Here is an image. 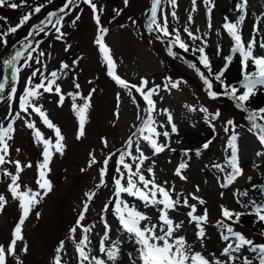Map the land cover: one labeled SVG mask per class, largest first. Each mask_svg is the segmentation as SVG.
<instances>
[{
  "label": "rangeland",
  "instance_id": "1",
  "mask_svg": "<svg viewBox=\"0 0 264 264\" xmlns=\"http://www.w3.org/2000/svg\"><path fill=\"white\" fill-rule=\"evenodd\" d=\"M54 1L62 3V0ZM45 2L46 0H28V5L35 6L37 3ZM94 2L97 3L98 7L104 9L101 14V26L108 29L105 42L111 49V55L116 62L117 74L132 84H139L140 78L144 77L149 80L150 86L161 85L159 95L154 97L158 109L154 115L158 125L162 124L164 127H157V130L170 133L168 139L160 137V140L169 144L175 151L165 150L159 156L151 158L156 161L157 180L161 183L164 180L174 182L176 190L185 194L195 192L196 186H199L200 191L195 194L202 197L206 204L200 206L198 212L202 213L206 207L210 213V223L206 229L210 239L205 255L211 252L219 254L222 244L214 225L217 220L221 219L220 206L224 205L236 211H247L236 202L233 193L236 188H241L246 184L247 176H253L254 184L262 183L264 156H258L257 153H264V147L259 144L256 136L249 131L250 124L245 119L246 114L237 109L232 100L224 96L217 99L208 97L207 90L196 71L188 67L190 62L196 63L201 71L206 72L196 59L199 55L198 52L193 54L191 48L189 52H183L178 47H174L173 51L177 53V57H183V59L173 58L168 55L166 44L156 39L157 34L147 31L148 17L146 13L151 7V0H129L128 7L124 6L123 0H94ZM214 3L215 7L211 14V30L208 28L207 10L203 0H197V11L194 13L191 12V0H177L178 7L175 9L164 0L158 9V21H162L163 15H167L169 30L178 29L181 38L191 47L199 46L200 42L191 41L183 32V28L188 26L194 32L199 29L197 34L206 39L208 45L206 53L210 57L213 70L219 68V65L224 61L223 57L232 55V71L236 73L241 70L240 57L236 54L237 58H235L234 53L231 52L233 41L222 25L225 23V18L232 23L238 22L233 21L232 15L233 12L237 11L238 0H214ZM116 10L120 11L119 16L116 15ZM28 11V7L16 10L0 8V17H7L8 20L7 24L0 20V31L16 25L20 17ZM49 11L53 10L46 6L41 13L33 16L28 24L19 29L17 33L9 35L7 39L11 46L5 48L4 45L0 44V79L8 75L7 71L2 68V61L11 55L15 48H19L18 41L27 35L33 23L37 24ZM172 11L177 13V20L172 18ZM77 13L81 15V19L77 22V26L72 28L69 24ZM243 13L245 19L239 25L243 39L245 41L250 39L254 35L253 29L255 28L257 29L256 40L258 42L264 41V0H248ZM189 14L193 16L194 20L191 25L188 24L187 19ZM133 20L136 22L135 25L132 24ZM64 24L65 27L62 30L67 33L64 41H57L54 30H52L40 45L39 50L46 53V56L41 58L47 66L45 74L58 70L61 62L68 63L70 69L65 70L66 74L58 81L63 92L75 91L73 87L74 76L81 85L80 91L83 95H87L92 88H95L96 91L92 96V106L88 112L87 135L79 141L75 138L77 121L71 110V99L66 97L62 107L57 106L58 97L55 95L44 94L39 101L49 118L61 128L62 134L66 137L64 142L66 149L65 155L56 154L50 165L51 172L48 174V178L52 181L53 191L33 209L25 222L24 242L29 245L30 251L27 254H22L19 253L18 249V254L24 264H51L55 247L61 239H65L69 227L74 224L77 212L82 207V201L85 199L84 193L94 190L98 183V166L88 169L86 172L80 171L81 168L87 166L89 152L95 151L97 158L102 160L103 155L123 145L133 130L132 125L137 123L136 105L132 103L127 91L116 85L106 74V65L102 60L98 46L94 43L97 25L92 18L91 9L81 3L80 7L75 9L71 15L65 16ZM205 33L207 34L206 37L204 36ZM41 36L43 34L38 37ZM38 37L35 39L41 40ZM67 45H71V47L68 51H64ZM218 46L221 50L220 55H217ZM255 51L258 55H264V49L257 47ZM74 60L78 61L75 65H73ZM20 63L22 64L23 61ZM33 67L40 66L34 64ZM31 70L25 69L21 73V79L15 85L18 94L22 92L25 80L30 75ZM165 78L183 82L177 89L166 91L163 88L164 83H166ZM213 83L214 90L221 91V86ZM117 94L120 95L119 107H117ZM134 95L140 107L143 108L145 106L144 101L139 94L134 93ZM259 95L264 98V91L260 92ZM14 107L18 111V101ZM201 107L207 108L209 113H215L217 110L221 113L217 120L212 121L214 129L209 125L206 114L200 111ZM256 107L251 106L252 109H256ZM192 108L196 110L192 111ZM116 112H119L118 118L115 115ZM7 113L8 101L1 97L0 123L5 126L8 122L4 119ZM169 114L172 116V124H175L177 128L176 133L171 132V124L168 123ZM21 115L23 116V114ZM24 119H28V117H24ZM24 119H18L14 123L13 139L9 141L11 145L10 154L11 159H19L24 163L31 162L33 164L32 168L25 169L21 174V181L23 185L36 190L37 170L35 165L38 160L42 159V145H37L34 142L32 131L25 126ZM31 119L46 138L54 139L52 130L45 127L36 114L33 113ZM229 119L233 120L235 124L238 159L245 170V176L239 178L228 188H221L220 183L223 182L224 177L220 174L222 172L212 165H224L229 157L230 149H227V142L232 134L231 126H228L229 131L225 132L226 122ZM209 130L212 132L209 133ZM208 134L210 138H207ZM101 137L107 138L108 148H104L101 144ZM204 140H212L208 149H202V145L206 143ZM17 148L21 150L19 153L16 152ZM144 150L147 155L151 156L149 149L145 148ZM185 150H188L189 153L187 157L183 156ZM198 150L199 155L196 156L195 153ZM185 160L189 165L184 170L188 179L181 181L173 173L175 168ZM111 163L114 169V160ZM150 163L151 161H147L146 166ZM4 167L14 172L12 165L9 164ZM225 171H230V169L226 168ZM111 174L113 173H110L107 178L109 183ZM8 183H10L8 178L0 174V194L7 199L4 210L0 212V244L4 245L10 242L11 231L20 215L18 202L11 198V194L7 190ZM96 191L97 196L91 203V210L84 222L85 224H96L91 237L94 248L97 245L99 235L103 233V225L100 223L97 214L111 195V188H101ZM126 199L130 204L137 205L141 211L151 215L155 221L157 213L154 209H145L138 201L132 198ZM190 203L196 202L190 200ZM36 212L41 214L39 219L35 215ZM186 212L187 209L181 208L179 212L171 213V215L177 221L185 220V228L180 234L185 235L190 243H194L195 250L203 251L193 240L194 226L187 224L184 215ZM106 218L112 227L111 238L115 240V218L111 213ZM235 228L254 242L264 243V239L256 231L240 224L235 225ZM66 244L68 251L64 254V260L66 264H75L74 246L70 240L66 241ZM20 246L22 247V243ZM130 247L128 244L127 248ZM129 257L128 254H122L119 264H130ZM8 264H16V262L9 257Z\"/></svg>",
  "mask_w": 264,
  "mask_h": 264
},
{
  "label": "snow or ice",
  "instance_id": "2",
  "mask_svg": "<svg viewBox=\"0 0 264 264\" xmlns=\"http://www.w3.org/2000/svg\"><path fill=\"white\" fill-rule=\"evenodd\" d=\"M164 0H151V7L146 13L148 17L147 31L156 33V39L161 40L166 44V50L169 56L177 57V53L173 51L174 47H178L183 52L199 53L196 63H189L188 67L196 71L203 86L207 90V95L210 99H217L220 96L227 97L235 103L237 109L245 113V119L249 122V131L252 132L259 144L264 147V107L256 109L250 108V100L264 91V55L256 54V48L264 49V41L258 42L255 37L257 29H253L254 35L245 41L240 30V23L243 22V15L237 23H232L225 18L223 29L233 41L231 52L238 54L241 65V79L236 85L226 84L224 80L225 72L233 60V56L223 57L224 66L218 71L213 70L210 57L206 53V39L202 38L199 29L196 31L190 30L188 26L183 28V32L193 41H199V46L191 47L182 38L180 31L176 28L169 30L167 15H163L162 21H158V9ZM166 2L175 9L178 7L177 0H166ZM52 3V0H46L45 3H37L35 6L28 5V0H20L19 3L14 0H0V8L8 7L13 10L28 7L29 11L25 12L19 19V22L14 26L7 27L6 30L0 31V44L5 48L9 46L7 37L15 34L19 29L23 28L32 19L33 16L42 12L47 4ZM87 5L92 12V18L97 25V35L94 43L98 46L107 68V75L121 89L127 91L131 101L136 105V124L132 125L130 135L124 141L120 148L114 151H109L103 155L102 160L98 159L95 151L89 152L87 166L81 168V172H86L88 169L98 166V183L95 189L85 192V199L82 201V207L77 212V217L72 226L69 227L65 239H61L54 249V254L51 259V264H66L64 254L67 253L66 241H71L74 246L75 264H119L121 253V241L111 238L112 227L107 220V215H111L118 221L120 230L125 233L131 243L135 247L136 255L130 256V264H264V243H256L249 239L245 234L237 231L235 225L240 224L241 217L244 215H254L255 224H264V204H258L255 201L243 203L237 198V203L247 211H236L228 207L220 206L221 219L215 222V227L218 231V237L222 244L219 254L215 252L208 253L207 226L210 223V213L205 207L202 213L198 212V208L206 204V201L196 195L200 191L199 186H196L195 192L185 194L178 192L174 182L164 180L158 182L156 175V161L152 157L159 156L165 150L174 152L169 144L160 140V137L168 139L170 133L168 131L160 132L155 115L158 112L157 101L155 96L159 95L161 85H151L149 80L141 77L139 84H132L121 78L116 72V62L111 55V49L105 42V35L108 29L101 26V14L104 9L98 7L94 0H64L63 5L57 11L48 12L44 19H41L38 24H33L27 35L22 40L18 41L19 48L2 61L3 70L8 72L7 76L0 79V94L6 92V87L11 83L10 90L7 94L8 113L5 116L7 120L6 126L0 123V174L8 178L10 183L7 184V190L11 194V198L18 202L20 215L15 223L12 231L10 242L7 245L0 244V264H8V258L15 260L16 264H24L19 253L27 254L30 251L29 245L24 242V225L29 218L33 209L44 198L53 191L52 181L48 178L51 172V163L56 154L65 155L66 137L62 134V130L48 116L43 105L39 103L44 94L55 95L58 97L57 106L62 107L66 97L71 99V110L76 117L77 129L76 140H81L86 137V123L88 121V112L91 108L92 96L96 89L92 88L87 95L81 93V85L77 82V78L73 77V87L75 91L64 93L58 81L66 74L65 70L70 69L68 63L61 62L59 69L50 71L45 74L47 66L44 63L43 57L46 53L40 49L42 40H36L43 33L46 37L54 30L55 39L64 41L67 33L62 29L65 27V16L71 15L75 9L80 7V4ZM124 6H129V0H123ZM191 12L197 11V0H191ZM207 10L208 28L211 30V14L215 7L214 0H203ZM248 0H240L237 5L238 10L243 13ZM63 14V15H61ZM121 13L116 10V15ZM174 20H177V13L171 12ZM81 19V15L77 13L74 19L71 20L69 26L75 28L77 22ZM131 19V18H129ZM188 24L194 23L193 16L189 14ZM0 20L8 23L7 17H0ZM135 21L132 24L135 25ZM51 26V28H49ZM123 27V25H121ZM47 29V31H46ZM219 34V33H218ZM206 33L204 36L206 37ZM13 47H15L13 45ZM71 45H67L64 51H68ZM220 48L217 47V55H220ZM27 53V55H25ZM36 53V55H33ZM23 61L21 64L20 62ZM78 61L74 60L73 65ZM40 67H33V65ZM19 65V66H18ZM251 68V70H249ZM25 69H32L30 75L26 78L23 90L18 94L16 84L21 79V73ZM163 88L166 91L177 89L183 81H173L171 78H165ZM38 81V82H34ZM221 86V91L214 90V83ZM89 83H92L89 81ZM135 94H139L144 101L145 106L140 107ZM162 99V97H161ZM18 101V111L14 104ZM120 95L117 94V107H119ZM195 111V108L191 109ZM167 112V110H164ZM200 111L206 114V119L209 125L213 127L212 121H215L221 113L217 110L215 113H209L207 108L201 107ZM36 114L45 127L52 130L54 139L46 138L39 130L36 123L32 121V114ZM23 114V116L21 115ZM115 115L119 117V112ZM28 117V119H24ZM18 119H24L25 126L32 131L33 140L37 145H42L41 156L35 167L37 176L35 183L37 189L34 190L27 185H23L21 174L25 169L32 168L31 162L24 163L19 159H11L10 143L13 139L14 123ZM168 123L171 124V132L176 133L177 128L172 124V116L168 115ZM231 126L232 134L227 142V149H230V156L227 158L224 165H212L215 169L223 172L224 179L220 183L221 188H228L234 184L239 178L245 176V170L241 166L238 159L237 150V133L235 132V124L229 119L226 122L225 132L229 131ZM212 140L207 141L202 145V149H208ZM101 144L104 148L109 147L107 138L101 137ZM145 148L149 149L151 156L147 155ZM21 150L16 149L19 153ZM189 155L188 150L183 152V156ZM199 155V150L197 151ZM258 156H264V153H257ZM114 160V169L112 163ZM151 163L146 166V162ZM12 165L14 172L5 168V165ZM187 161L181 162L174 170V175L181 181H187V176L184 170L188 167ZM228 168L230 171H225ZM110 183L107 179L110 175ZM247 181H251L252 177L247 176ZM111 188V195L103 204L98 212L100 223L103 225V233L99 235L97 245L93 246L92 234L96 228V224H85L86 216L90 212V205L97 196L98 189ZM255 189L256 186L253 185ZM264 191V189H261ZM223 196V193H221ZM234 196H246L247 192H234ZM132 198L138 201L145 209H154L157 213L155 221L153 217L144 211H141L135 204H130L128 199ZM195 201L196 203H190ZM7 204V199L0 194V212H2ZM181 208L187 209L184 213L187 224L193 225V240L198 244L203 251L195 250L194 243H190L185 235L180 233L185 228V220L175 219L171 213L179 212ZM36 217L39 219L41 214L36 212ZM261 237H264V228L259 232ZM19 242V243H18ZM22 243V247L20 246ZM242 250L253 254L251 257L242 254Z\"/></svg>",
  "mask_w": 264,
  "mask_h": 264
},
{
  "label": "trees",
  "instance_id": "3",
  "mask_svg": "<svg viewBox=\"0 0 264 264\" xmlns=\"http://www.w3.org/2000/svg\"><path fill=\"white\" fill-rule=\"evenodd\" d=\"M45 1V0H44ZM14 2H20V0H14ZM51 7L53 8H57L58 5H52ZM241 12L238 10L236 14H234V20H240L241 17ZM251 70V68L249 69ZM241 78L239 77V73H234V74H228L224 76V80L226 84H231V83H238V81ZM249 107L251 106H259V107H264V98L261 95H256L254 96L250 102H249ZM251 188H253V184L250 182L247 183V185L245 187H243L242 189H239L236 192H247L246 196H240L237 197L239 198L243 203L247 204L250 201H255L256 203H260V202H264V191H262L261 189H264V183L261 184V186L256 187L255 189L251 190ZM255 217L254 215H244L241 217V222L240 225L245 226L247 228H250L254 231H256L258 234L260 232V230L262 228H264L263 224H255L254 223ZM115 231L118 235V239L121 241V253L126 251L128 253H130V255L134 256L136 255L135 253V245L133 243H131L129 237L123 233L120 230V226L119 225H115ZM264 239V237H262ZM130 244V248H127V245ZM242 254L243 255H247L249 257H251L253 254L247 252L246 250H242Z\"/></svg>",
  "mask_w": 264,
  "mask_h": 264
}]
</instances>
